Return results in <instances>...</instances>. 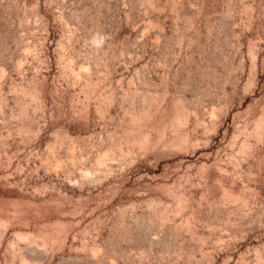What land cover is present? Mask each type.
<instances>
[{
  "label": "rangeland",
  "instance_id": "1",
  "mask_svg": "<svg viewBox=\"0 0 264 264\" xmlns=\"http://www.w3.org/2000/svg\"><path fill=\"white\" fill-rule=\"evenodd\" d=\"M0 264H264V0H0Z\"/></svg>",
  "mask_w": 264,
  "mask_h": 264
}]
</instances>
